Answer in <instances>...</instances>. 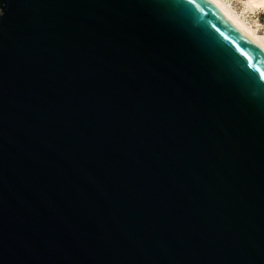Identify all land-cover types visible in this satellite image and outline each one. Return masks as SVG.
<instances>
[{"label": "water", "instance_id": "obj_1", "mask_svg": "<svg viewBox=\"0 0 264 264\" xmlns=\"http://www.w3.org/2000/svg\"><path fill=\"white\" fill-rule=\"evenodd\" d=\"M0 264H264V47L221 0H0Z\"/></svg>", "mask_w": 264, "mask_h": 264}, {"label": "rangeland", "instance_id": "obj_2", "mask_svg": "<svg viewBox=\"0 0 264 264\" xmlns=\"http://www.w3.org/2000/svg\"><path fill=\"white\" fill-rule=\"evenodd\" d=\"M229 2L232 9L239 13V15L247 19L248 23L252 26H257V31L264 35V10L256 9L253 11L245 9L244 0H226ZM243 13V14H242Z\"/></svg>", "mask_w": 264, "mask_h": 264}, {"label": "bare ground", "instance_id": "obj_3", "mask_svg": "<svg viewBox=\"0 0 264 264\" xmlns=\"http://www.w3.org/2000/svg\"><path fill=\"white\" fill-rule=\"evenodd\" d=\"M225 6L235 15L240 21L246 26V28L252 33V35L258 40V42L264 47V35H261L257 30V26H252L248 23L247 19L241 17L239 13H236L229 2L226 0H221ZM245 1V9L253 11L256 9L264 10V0H244ZM243 14V13H242Z\"/></svg>", "mask_w": 264, "mask_h": 264}]
</instances>
